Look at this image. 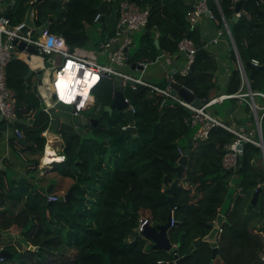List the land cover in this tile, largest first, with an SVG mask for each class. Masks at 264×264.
<instances>
[{
  "label": "trees",
  "instance_id": "16d2710c",
  "mask_svg": "<svg viewBox=\"0 0 264 264\" xmlns=\"http://www.w3.org/2000/svg\"><path fill=\"white\" fill-rule=\"evenodd\" d=\"M119 1L13 0L7 13L12 23L13 12L17 7L32 5L35 9V25L45 24L50 31L62 34L67 43L74 47L88 41V24L105 21L108 17L115 27ZM136 1L149 7L144 28L150 33L144 30L139 46L136 45L129 52L133 60L145 58L154 61L160 57L155 38L162 50L175 54L178 41L188 34L197 46L195 59L189 72L183 76L174 74L175 79L198 98L208 97L213 90L217 92L218 84L213 80L217 66L215 55L205 47L198 29L190 28L185 18L191 0ZM239 1H242L241 8L249 16L240 13L237 20H233L235 10L232 0H207V5L218 19L219 26H222V11L243 62L257 58L263 65L254 71L250 85L264 90V0ZM101 3L105 5L101 19L94 20ZM228 56L234 59L230 45ZM29 71L27 62L19 57L12 58L7 65V84L16 93L19 119L15 127L24 131V137H20L19 142L25 144L24 149L30 155L33 169H36L45 146L42 131L47 128L50 115L40 107V96L30 89ZM239 85L238 71L232 68L223 92H233ZM108 87L111 89L110 94L107 92ZM102 88L103 98L108 100L105 105L111 101L114 91L112 81L107 77H103L92 90L94 103L90 105L92 112L89 117L96 118L98 124L81 123L90 126L95 133H105L102 141L82 138L80 130L68 123L61 124L56 131L62 140L60 154L64 157L52 161L51 167L73 178L70 200H64L63 196L48 200L47 193L54 192V184L49 191L41 193L35 183L30 182L18 210L14 211L9 205L3 207V199L0 201V246L12 254L0 258V264H155L158 260L173 259V249L153 247V241L141 233L139 227L142 220H147L153 226L167 221L170 204L166 188L169 182L164 178L176 176L174 164L179 158L177 144L184 148L187 138H192L193 126L184 122L187 109L181 105L159 108L153 103L154 98L148 96V87L143 84L122 88L135 109L134 132L147 130L149 119L153 125L150 135H145L135 147L124 152L116 138L112 137L113 129L103 121L102 98L99 99ZM31 108L36 111L34 119L28 123L23 120V115ZM119 111L123 112L122 109ZM126 123L127 118L120 123L119 128L130 135L133 132L121 127ZM232 138L230 132L215 126L207 138L192 142L188 160L173 194L176 203L173 209L174 222L167 229L168 238L172 244L176 243L174 249L183 257L184 264H209V243L202 241L199 246L195 244L210 230V222L218 214L217 206L222 208L223 201L232 193L231 186L238 188L241 193L237 194L233 208L229 210L227 207L224 212L230 224H223L219 242L227 236L231 238L233 248L243 246L239 258H244V251L251 244L255 246V259L256 251L263 249L261 237L247 229L253 216L251 209L244 208L241 211L245 199H248L249 206L254 205L251 199L257 188V201L262 203L264 200V170L259 161L260 149L251 143L244 145L243 160L240 169L234 173L235 182L231 184L230 171L222 167L221 159L225 152L224 145ZM105 142L107 145H104ZM109 149L115 160L107 165L108 169L99 177V186L88 188L79 179H89L94 168L97 176L95 171L101 169L104 152ZM111 164L114 165L113 171H110ZM106 177L102 182L101 179ZM15 194L20 192L14 193L12 197ZM13 225L17 227L19 238L16 242H9L5 236H11ZM20 227L22 230L18 233ZM216 261L217 257L214 264Z\"/></svg>",
  "mask_w": 264,
  "mask_h": 264
},
{
  "label": "built area",
  "instance_id": "2783aa9c",
  "mask_svg": "<svg viewBox=\"0 0 264 264\" xmlns=\"http://www.w3.org/2000/svg\"><path fill=\"white\" fill-rule=\"evenodd\" d=\"M12 1L13 0H10V4ZM237 1L239 0H232L234 7ZM10 4L6 0H0V113L6 120L7 126L10 124L12 128H14L16 134L18 132V134H15L13 137L14 144L17 148L21 145L19 138L24 137V131L21 128L15 127V122L18 121L16 93L7 84V65L12 58L21 56V52L27 53L26 46L32 44L39 53L48 56L57 54L63 58L62 62L58 64V67L53 70V75L49 80L48 85L51 93V102L48 105H44L42 108L47 113L58 104H67L71 107L72 115L80 120L81 112L84 108L94 103V94L92 90L97 87L101 79L103 77L111 78L112 76H118L119 80L114 82L117 88H122V86L128 84V81H130L129 85L132 87H135L138 83L143 84L148 87V96L154 98L153 103L157 104L159 108L173 107L176 105L184 106L187 109L184 122L196 128L195 131H193L192 142L197 139L207 138L209 131L215 126H219L230 132L233 138L224 145L225 152L221 159L223 168H232V171H236L235 167L238 164L237 158L243 156L244 145L246 143H251L258 146L260 149L259 160L264 170V90L251 87L250 78L248 76L249 70L239 56L229 24L221 10L222 26L217 30V35L211 38L208 43H216L222 35L228 36L230 46L234 53V59L231 60V64L233 68L238 71L240 85L238 89L233 92L212 91L208 97L198 98V104H194L193 101L183 99L178 93H172L169 84L170 81L177 82L174 74L182 76L187 74L194 62L197 46L188 34L184 35L177 43V52L182 55L181 66L174 68L172 72H166L167 82L165 85L156 84L136 77L119 68V66L127 65L125 48L133 42L130 32L141 27L144 28L148 21L149 7L147 5H141L136 0H120L114 34L106 40L101 41L99 44L102 53L105 54V60L100 62L73 53L71 46L67 43L65 38L60 34L51 32L46 26L42 27L39 33L37 30L36 33L35 24L32 28H28L27 24L23 21L12 24L7 13ZM204 13L210 18L216 19L218 22V19L209 9L207 0H191V6L185 13V18L189 22L190 28L195 27L198 19ZM240 13L249 16L248 12L241 7L238 11H235V15L238 17ZM98 18H101V12L96 13L94 20ZM14 40L15 42H13ZM21 41L25 42L24 48L18 46ZM208 43L204 42L205 47H207ZM162 54L167 58L172 56L168 51H163ZM249 60L253 64H260L257 58H251ZM136 62L145 66L147 59L142 58ZM215 78L216 73L213 75V80H215ZM61 81H64L62 85H60ZM84 88L89 89L90 92L87 91L83 94ZM187 89L190 90L189 88ZM124 98L128 102V106L133 113L135 110L134 106L126 96ZM226 99H230L233 103L237 104L231 112H228L227 118L219 117L209 110V107L212 105L222 103ZM239 105L246 106L247 110L243 109L239 111ZM35 111V108H31L25 113L26 122L29 123L34 119ZM232 116H236V118L233 119ZM121 127L125 129L127 124ZM47 130H50L49 124L47 128L42 131V134L45 136V146L43 154L40 157V165L43 167L52 162H46L45 165L42 163V157L46 153L45 147L49 141ZM177 151L180 157L183 153V148L180 144H177ZM60 156L61 158L64 157L63 154H60ZM58 196L59 195L54 192L47 193L48 200H56ZM233 206L234 202L232 201L229 205V210H231ZM217 210L221 212V207L217 206ZM171 216L173 219V211ZM214 220L215 218H213L211 222ZM222 230L223 226L218 228L216 233L217 242L221 238ZM173 246H176V243H173Z\"/></svg>",
  "mask_w": 264,
  "mask_h": 264
},
{
  "label": "crops",
  "instance_id": "0c3cea01",
  "mask_svg": "<svg viewBox=\"0 0 264 264\" xmlns=\"http://www.w3.org/2000/svg\"><path fill=\"white\" fill-rule=\"evenodd\" d=\"M30 9H31V14L29 16H25L24 19L21 20L27 24L28 28H32L35 24V9H34V7H32V5H30ZM44 26H45V24L38 26V27L36 26L35 32L37 33V30H38V33H39V31H41L42 27H44ZM195 28L198 29V32H199L200 36L202 37L203 42L208 43L211 38H213L217 35V30L220 28V26L218 25V22L216 19H212L206 13H204L198 19V22L196 23ZM144 30H145V28H144ZM51 32H53V31H51ZM54 33H56V32H54ZM57 34H59V33H57ZM60 35L62 37H64L62 34H60ZM229 45H230V41H229V38L227 35H222V37H220L216 43H213V44L208 43L207 44V48H209L210 51L214 53L215 59H216L217 66H216V72H215L216 73L215 82L217 84H220V85L223 84L224 86L227 83L229 73H230L231 69L233 68V66L231 64L232 59L228 56V46ZM132 46L133 47L136 46L135 40H133ZM71 49L73 50V47H71ZM131 50L132 49L130 47L129 52ZM163 51L164 50H162V52ZM38 53H36V54H38ZM43 55L48 56L45 54H43ZM96 55L98 56L99 54L96 53ZM176 55H180V56H176ZM18 57L22 59L21 56H18ZM51 57H52L51 66L50 67L46 66L45 71H43L40 68H36V67L29 65L30 70L32 71L31 74L28 75V76H30L29 80L31 82V88L30 89L32 91H34L37 96H40V100H41L40 107H42V108L45 104L42 102L41 93H46V89H47V87H49L48 84H49L50 77L53 75L52 74L53 70L55 68H57L58 64L61 63L63 60V58L57 54L51 55ZM87 58H89V57H87ZM89 59H93V58H89ZM104 59H105V56H103V60ZM181 63H182V55L177 52L175 54H172V56H170L169 58H167L164 54H162V55H160V57L156 58L154 61H147L146 65L144 66L143 69L132 70V69H130L128 64L119 66V68L125 72H128V73L136 76V77H140V78L148 80L150 82L159 84L160 81L167 80V77L165 75L166 72H172V70L174 68H178L179 66H181ZM137 70H140L139 71L140 73H137ZM39 79L41 81H39ZM109 79L112 81V86L114 87V89L117 88V86L114 84V82L115 81L117 82L119 80V77L118 76H112ZM223 91H218V92H223ZM213 92H215V90H213ZM48 95H49V93H48ZM49 98H50V96H49ZM233 104H236V103L232 102L230 107ZM240 106H242V107L240 108ZM238 107H239V111L244 109L243 105H239ZM53 108L56 109V113L58 115V119H59L58 128L61 124H64V123H68V124L73 125L74 128L76 130H80V132L82 130H85L86 128H89V127H87V125H81L82 120L81 119L78 120L77 117L72 115L70 105L58 104L57 106H54ZM90 108H91L90 106L84 108V110L81 112V116L82 115H85L88 117L91 116V115H88L87 112H85L87 109H90ZM228 112H229V108H228ZM48 114L50 115V117L52 116L50 114V112ZM23 116H24L23 120L26 121V114H24ZM57 129L53 130L50 128V130H47V137L49 138V141L47 142L45 148H47V153H48L49 149L54 148L55 150H58L59 154L58 153L57 154L60 155L61 141L62 140H61L60 135L57 134V132H56ZM15 134H16V132L10 124L7 126L6 134L0 133V196L2 197V199L4 201L3 203H1V206L7 207L9 205V207L11 209H13L14 211L18 210L20 208V206L22 205L23 200L25 198V195L27 193V190L29 188L30 182L35 183L36 187L38 188V191H40L41 193H46V190L43 188L44 183H41V182L39 183L37 181V178L31 172L37 171L38 172L37 177H38L40 175V172L45 173V171H43V169H45V168L50 169L51 168L49 165H45L44 167H41V165L39 163L40 170L33 169L32 162H30V155L24 149L25 144L20 143L21 145L19 146V148H17L15 146L14 141H13V139H14L13 137L15 136ZM17 134H18V132H17ZM10 136H12L11 140H10ZM53 142H55V143H53ZM13 150H15L19 153L20 159L16 158V155L14 154ZM55 150H54V152H55ZM57 154H56V152L54 153V155H56V156H57ZM44 155H43V157H44ZM43 157H42V159H43ZM57 157L61 159V156H57ZM233 173H235V171ZM230 183L233 184L232 181H230ZM52 184L53 183H51V186H52ZM18 191L20 192V194H15V197H12V195ZM62 191H63V189H60L59 192H62ZM258 191H259V189H258ZM54 193H56V191ZM56 194H58V193H56ZM253 195H254V193H253ZM257 196H258V192H257ZM252 198H253V196H252ZM257 199L258 198L256 197L254 202L251 199L252 203L253 204L258 203ZM262 203L264 204V200L262 201ZM247 229L253 233H257L261 237V240L263 242V249L256 251V256H259V260H258V258H256L255 263H251L250 261H246L247 256H249L250 260L252 258H254L255 246L251 244L250 247L247 246L248 249L244 251L245 252L244 258L241 257L239 259V257H238V260H236V259L229 260L228 259L227 264H256V263L258 264V262L264 263V257H263L264 256V236H263L264 234L261 233V230H256L255 228H250L249 225H248ZM16 231H17V227L13 225L11 230H10L11 236L10 235L5 236V238L6 237L8 238L7 241L16 242L17 238H19ZM240 248L243 249V246H240ZM0 249H2L1 246H0ZM248 250L250 252L246 254V252Z\"/></svg>",
  "mask_w": 264,
  "mask_h": 264
},
{
  "label": "rangeland",
  "instance_id": "374dc122",
  "mask_svg": "<svg viewBox=\"0 0 264 264\" xmlns=\"http://www.w3.org/2000/svg\"><path fill=\"white\" fill-rule=\"evenodd\" d=\"M30 14H31L30 5L28 6L25 4L22 7H17L13 12L12 24L19 23L21 20L24 19L25 16H29ZM21 16H23V18L20 20ZM115 26H116V24H115ZM114 29H115L114 24L113 25L111 24V20H109L108 17L105 18V21H98V22H95L93 24H88L86 26V30H87V34H88V41L84 45L74 46L73 47V53H76V54H79V55H82L85 57L93 58V59H96V60L103 62L105 60V59L103 60V56H105V54L102 53L101 47L99 44L101 41L106 40L107 38L112 36L114 34ZM143 30H144V28L141 27L137 30L130 32V35L132 36L133 40H135V43L137 46H139V44L141 42L140 36H141V33L144 32ZM131 49L133 50V46H131ZM96 53H98L99 55L97 56ZM21 57H22V60H24L25 62L28 63V65L36 67V68H40L43 71H45L46 66L47 67L51 66V61H52L51 55L44 56L42 53L34 54V53H30V52L29 53L28 52L27 53L21 52ZM139 71L140 70H137V73H140ZM166 82H167V80H166ZM159 84L165 85L166 83L164 80H162L159 82ZM128 85L129 84H127V86ZM127 86L124 85V87L122 86V88L124 89ZM48 89H49V87H47L46 93H41L42 102L45 105H48L51 102V93H50V90H48ZM216 89H217V92L223 91L224 85L218 84ZM102 91H103V88L100 90L99 99L102 98L100 104L102 105V111L101 112L104 113L103 121H105L106 124H109L110 128L113 129L112 137L113 138L115 137L117 140V144L121 145L120 146V148L122 149L121 151L125 152V150H130L131 148L135 147L137 145V143H139V139H141L145 135H150L152 133V129H153L152 120L151 119L148 120L149 128L147 130L143 129V130H140V133L133 132L132 134L127 135L126 133L121 131L119 128L120 123L124 122L126 120L123 112L117 110L116 108H113V111L104 110L105 106H106L105 104L108 100H106V98H103L104 95L102 94L103 93ZM126 91H127V89H126ZM107 92L110 94V92H111L110 87L107 88ZM48 93H49V95H48ZM49 96H50V98H49ZM112 99H113V96H112ZM112 99H111V101H112ZM111 101L109 102V104L111 103ZM231 103H232V100L226 99L222 103H216V104L212 105L211 107H209V110L214 112L215 114H217L219 117L227 118L228 117V108L231 105ZM241 107L242 106H240V108ZM244 110H246L245 106H244ZM85 112H87L88 115H90L92 110L87 109ZM235 114H236V112H235ZM232 118L234 119V118H236V116H232ZM87 127H89V128H86L85 130H82L80 132L82 138L87 137L89 139H94L95 141H98V142L102 141V138L105 136V133H100V134L95 133L90 128V126L87 125ZM146 127H148V125ZM195 129H196L195 127H192V132L195 131ZM263 136H264V130H263ZM182 141L185 144V141L184 140H182ZM53 143H55V142H53ZM104 145H107V142H105ZM13 152L16 155V158L20 159L19 153L15 150H13ZM56 152L59 154L58 150H56ZM38 155H40V154L38 153ZM112 160H115V156L113 155V153H111L110 149L106 150L104 152V155L102 158L101 169H98L95 171L97 173V176H95V174H94V170H95V168H94V170L90 173L89 179L80 178L79 181L82 182L83 184H87L88 188L92 187L93 185L99 186L100 182L98 181V179L101 176V174L108 169L107 165L109 163H112ZM40 164H41V160H40ZM49 166L51 167V163L49 164ZM110 166H111L110 171H113L114 165L111 164ZM41 167H43V166L41 165ZM37 169L40 170L39 167H37L36 170ZM43 171H45V173L40 172V175L38 177H37V173H38L37 171L31 172V173L37 178V181L39 183L40 182L44 183L43 188L45 190L51 183H53L54 184L53 188L55 189L54 192L56 191V193H58L59 196H63L64 192L71 186V183L74 181L73 178L62 175L57 169L56 170L52 169V167L50 169L45 168V169H43ZM229 174H230V176H229L230 181H232L234 184L235 175L232 171H230ZM106 179H107V177L104 179H101V181L103 182ZM60 189H63V191L59 192ZM231 189H232L231 195L226 197V199L222 203L221 210L223 212H225L226 208L229 207V205L232 201L233 202L235 201L237 194L241 193L240 190L234 186H231ZM1 200H2V197L0 196V201ZM247 200L248 199H245L242 202L241 211L243 212L244 208L251 209L253 216L251 217V220L249 222L250 228H255L256 230H261V233L264 234V204L261 202H258V203H255L254 205L249 206L247 203ZM21 230H22V228L20 227V230L18 231V233ZM220 243L226 244L228 246L231 243V238H227V236H226L220 241ZM234 248H235V255L237 257L241 256L240 248L237 246H234Z\"/></svg>",
  "mask_w": 264,
  "mask_h": 264
},
{
  "label": "water",
  "instance_id": "95a60500",
  "mask_svg": "<svg viewBox=\"0 0 264 264\" xmlns=\"http://www.w3.org/2000/svg\"><path fill=\"white\" fill-rule=\"evenodd\" d=\"M7 2H9L10 4V0H6ZM242 1H237L234 7L235 11H238L241 7ZM105 8V5L103 3H101L99 5V12H103ZM101 19V18H100ZM238 17L236 15L233 16V20H237ZM147 33H150L149 30H145ZM15 42V40L13 41ZM154 42L156 44V47L158 48V55H162V49L159 47L158 44V39L155 38ZM204 43V42H203ZM133 45V42H131L126 48H125V53H126V63L129 65L130 69L134 70V69H143L144 66L140 65L139 63H137L136 61L133 60L132 55L129 53L128 49L130 46ZM18 46L20 48H24L25 46V42L21 41L19 42ZM26 50L30 53H38V50L32 45V44H28L26 46ZM245 66L249 69V73L248 76L249 78L252 77L254 71L260 67H262V64L256 65L253 64L252 62H250V60H246L244 62ZM31 70L28 72V75L31 74ZM39 81H41L39 79ZM130 81H128L127 83L129 84ZM171 89L170 91L172 93H178L183 99L187 100V101H193L194 104H198V97L195 96L194 93H192L190 90H188L187 88H185L184 86H180L177 82L174 81H170L169 82ZM125 94L124 91L122 90V88H115L113 91V99L111 101L110 104H107L105 106V109L108 111H112L113 108H116L117 110L122 109L126 118H127V127L126 130L129 132H134L136 130V126L134 124V117H133V113L131 111V108L128 106V102L125 100ZM237 104H233L230 108H229V112L236 107ZM50 114L51 119H50V123H49V127L53 130H56L58 128V124H59V119H58V115L56 113V109L51 108L50 109ZM82 120V124H87L90 123L91 125L95 126L96 124H98V120L96 118L93 117H88L85 115H82L81 118ZM263 128H264V123H263ZM7 132V122L4 119V117L1 115L0 113V133L6 134ZM191 145H192V138L188 137L187 138V142L186 145L183 148V153L180 155V157L178 158V160L176 161V163L174 164L175 169H176V176L174 178L171 177H167L165 176V180L169 182V186L166 188V192L168 194V200H169V204H170V211L168 214V218L167 221L164 224L158 225V226H153L151 224H149V222L147 220H142V223L139 227L141 233H143L146 237L150 238L153 241V247H161L167 250H171L174 248L173 244L171 243L170 239L168 238V234H167V229L169 227V225L171 223L174 222V220L172 219V211L173 209L176 207V203L173 200V194L175 192V188L177 187V185L179 184V180L181 177V174L184 170L185 164L188 160V156L190 153V149H191ZM79 148H77L78 150ZM243 160V156H239L237 158V166L235 167L236 170L240 169V164ZM227 172L232 171L231 169H226ZM51 188V184L46 188V191H49V189ZM258 189H256V191L254 192L252 201L254 202L256 197H257V192ZM72 194V189L71 187H69L63 194V198L64 200L69 201L70 200V196ZM223 223H229L228 219L226 218L224 213H218L215 220L213 222H210L211 228L210 230L200 239L196 242V246H199L200 243L202 241H206L210 244L212 252H211V260L209 262V264H212V260L215 257V255L217 254L218 251V243L216 241V233L218 231V228L221 227L223 225ZM11 252H8L5 248L0 249V258H7L9 256H11ZM155 264H184L183 263V257L180 256L177 251L175 249H173V259L169 260V261H156Z\"/></svg>",
  "mask_w": 264,
  "mask_h": 264
},
{
  "label": "flooded vegetation",
  "instance_id": "af4514ba",
  "mask_svg": "<svg viewBox=\"0 0 264 264\" xmlns=\"http://www.w3.org/2000/svg\"><path fill=\"white\" fill-rule=\"evenodd\" d=\"M218 213H220V212H218ZM222 213H224V212H222ZM225 216H226V214H225ZM211 252H212V249H211ZM216 257H217V261L215 262V264H227L228 259L231 260L233 258L238 260V257L235 255V248H233V242H231L228 246L226 244L219 242L218 243V251L212 260V264H214V259ZM257 258L259 260V256H257ZM210 260H211V258H210ZM246 261H250L251 263L252 262L255 263L256 259L254 258L253 260L252 259L250 260L249 256H247ZM258 264H264V263L258 262Z\"/></svg>",
  "mask_w": 264,
  "mask_h": 264
},
{
  "label": "bare ground",
  "instance_id": "6f19581e",
  "mask_svg": "<svg viewBox=\"0 0 264 264\" xmlns=\"http://www.w3.org/2000/svg\"><path fill=\"white\" fill-rule=\"evenodd\" d=\"M63 83H64V81H61V82H60V85H62ZM88 90H89V89L84 88L82 93L84 94V93H86ZM53 149H54V148H53ZM53 149H49V150H48V153H45V155H44V157H43V159H42V163L45 164L46 162H51V161H54V160H56V161H57V160H60V158L57 157V156H60V155H58L56 151H55V152H56L57 156L54 155V153H55L54 150H55V149H54V150H53ZM46 152H47V148H46Z\"/></svg>",
  "mask_w": 264,
  "mask_h": 264
},
{
  "label": "clouds",
  "instance_id": "9594fccd",
  "mask_svg": "<svg viewBox=\"0 0 264 264\" xmlns=\"http://www.w3.org/2000/svg\"><path fill=\"white\" fill-rule=\"evenodd\" d=\"M88 92H90V90H88ZM66 105H67V104H66ZM126 124H127V123H126ZM125 129H126V128H125ZM61 159H62V158H61ZM61 159H60V160H61ZM232 172H234V171H232ZM221 212H222V210H221ZM221 212H220V213H221ZM215 218H216V217H215ZM223 224H224V223H223ZM222 226H223V225H222ZM218 242H219V241H218ZM218 242H217V243H218ZM174 247H175V246H174Z\"/></svg>",
  "mask_w": 264,
  "mask_h": 264
}]
</instances>
